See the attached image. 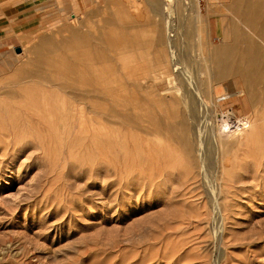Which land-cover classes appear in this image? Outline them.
<instances>
[{"label": "rangeland", "instance_id": "374dc122", "mask_svg": "<svg viewBox=\"0 0 264 264\" xmlns=\"http://www.w3.org/2000/svg\"><path fill=\"white\" fill-rule=\"evenodd\" d=\"M188 2L195 5L194 13L186 12L184 0L175 3V45L184 64L172 79L182 82L183 75L186 79L190 75L198 82L200 57L232 45L246 57L256 46L264 60V15L262 21L253 18L257 24L252 28L259 34L227 10L226 0ZM36 3L41 8L37 12ZM152 5L148 0H93L71 19L53 15L51 0H12L5 22L9 29L0 34V264H264V131L259 129L264 119L254 128L240 130L219 118V140L224 145L211 148L195 179L189 166L181 167L185 162L175 143L174 157L159 162L158 178L153 159L142 158L133 165L138 157L133 140L144 141L140 132L122 126L119 140L125 150L116 160L111 150L104 156L93 151L92 136L99 127L86 108L83 129L78 128V120L73 124L68 117L60 119L80 108L75 103L70 110L69 98L59 90L63 80L53 69L60 54L52 48L67 42L70 35L91 34L104 35L111 42L120 39L119 44L126 46L120 52L110 50L121 82L131 71L128 79L124 77L121 88L125 89L118 87L122 97L138 95L133 83L137 68L149 71L150 79L139 84L143 88L138 97L150 98L148 111L156 114L157 108L162 109L156 116L164 124L165 110L171 105L167 97L175 92L163 79L159 86L152 83L158 75L156 64L151 65L156 63V37H165ZM229 23L235 26V41L232 30L227 31ZM128 33L135 37L133 44ZM136 54L142 56L134 62ZM142 82H149L151 89ZM256 96L257 108L264 111V90ZM240 103L242 119L250 111ZM127 107L132 117L127 124H134L136 107ZM113 127L105 124V133Z\"/></svg>", "mask_w": 264, "mask_h": 264}, {"label": "bare ground", "instance_id": "6f19581e", "mask_svg": "<svg viewBox=\"0 0 264 264\" xmlns=\"http://www.w3.org/2000/svg\"><path fill=\"white\" fill-rule=\"evenodd\" d=\"M148 1H152L153 3L151 12L155 16V21L158 25L160 23L163 24L162 26H164L165 30V37H162L161 35L156 37L153 54L155 58L154 62L156 63L149 64H156L158 67L156 68L158 75L153 79L154 81H151L153 85L159 86L161 79H163L165 80L168 89L175 92L173 94L171 91L173 95L170 94V96L167 97V101L171 105L169 111L167 110L168 107H165L167 111L165 110L164 124H161V121L156 116L157 113H162V109L159 112L157 108V113L154 114V112L147 110L148 107L146 108L148 104H151L150 98H148V96L144 99L143 97H138V95H140L139 93H141L140 88H143L139 84L141 81L144 82L147 77L150 79V76L146 77V75L149 74V71L146 74L144 67L143 69L137 68V70H139H136L138 72L137 78L134 76L136 80H133L134 77L132 80L134 81V87L137 88L138 95L135 97L133 96V98H128V95L127 98L122 97L123 95H119L118 87L120 90L124 88H121L122 83L125 80L124 77H128L131 71L127 70L128 67H126L125 71H127L124 73L120 67V72H123L125 76L123 75L124 80L121 82L122 78L117 75L119 77L117 80V76L115 75L119 73V69L117 70L118 64L115 63L117 66H113L112 62H114L113 60H115V56L110 50L111 48H116L118 52H120L119 50L125 49L126 46L125 44H119L120 39H113L114 41L111 42L109 39L105 38L104 35L101 37H95L91 34L85 36L76 34H73L72 36L70 35L67 42H57L52 48L60 54L55 58L56 66L53 69L56 78L63 80V83L60 84L61 88H59V90H62L69 98L67 106L70 110L76 108L74 105L75 103L81 109V111L78 109L70 114L68 112L65 116L62 115L60 119L68 117L72 119L71 122H73V124L78 120V128L83 129L86 119L84 115L85 111L87 110L89 114H93V122L99 127L97 128L95 135L92 136V142L95 145L93 151L98 156H104L106 150H111V153L116 160H120V158H117V155H119V153L121 155V152L124 149V146H122V143L119 140L120 135L123 134L122 126L126 124L134 131L140 132L143 134L142 138L144 141L140 139L141 137H135L133 140V149L137 151L135 156H138L134 157L133 165L137 162L140 164L142 158L149 160L153 159V161H155L154 168L158 178L162 175L159 170V162L166 163L174 157L172 147L175 143L179 146V152L182 154V160L185 162L181 163V167L187 169V166H189V168L193 170V179H195L198 175L200 176L201 170L203 169V166H205L204 161L211 156V148L213 146L220 147L221 145V137L219 140V129L221 130L218 123L219 118H221V120H227L228 125L233 124L236 129L240 130L254 128L257 121L264 119V111L257 108L259 97L257 98L256 96L257 91L264 90V60L261 59L263 53L254 46V51L251 50L250 56L246 57L244 56V51L242 53H237L236 46L233 45L230 48L226 47L227 50L216 49L214 51H208L206 54L203 52L205 55L200 57L201 63L197 65V69H200L199 77L201 79H198L199 81L195 82L193 79L189 78L190 75L188 76L189 79H186L187 75H185V77L183 75L185 80L182 82H176L177 80L172 79L171 76L174 75L173 72L178 73L183 71H180L179 69L181 66L180 64H184L178 60V52L175 45V36H177L175 35L176 28H174L177 23L175 8L176 0ZM122 5L125 4L122 3ZM125 6L127 7L128 5ZM184 6L187 13H194L196 7L195 5H192L191 7L188 0H184ZM136 15L137 14H135V16ZM259 19L262 21V17L260 18L259 16ZM143 21L145 22V20ZM155 21L154 23H156ZM231 34L235 41L237 37L235 34L233 35V32ZM254 34L257 35L256 33ZM128 35L133 44L135 42V37L130 33H128ZM259 39L262 40V38ZM262 44L264 46V43ZM98 47H101L103 50L105 49V51H99L97 49ZM134 53L131 52L133 55ZM129 54L127 56H129ZM122 55L124 54L122 53ZM133 55L131 57H134ZM136 55L137 56L133 58V60L135 59L134 62L137 61L136 57H138V54ZM140 55L141 54H139V56ZM150 60L152 61V59ZM138 63L140 62L138 61ZM149 64L146 63L145 65L149 66ZM183 69L186 70L185 68ZM132 73L134 74L135 72ZM161 74H164L163 77H161ZM148 79H146V81ZM143 82L142 84L145 83ZM49 84L50 86H54L51 82ZM176 86H178L179 90L176 89ZM144 88H147L148 90L151 89L149 82L144 84ZM120 94H122V92ZM177 94L180 95L178 98ZM162 99L163 101L166 100L164 97ZM160 100L161 99H158L156 101ZM240 100L250 111V114L242 119L238 118V109L241 106ZM163 104L165 105L166 103ZM181 104L183 107H180ZM63 105L66 106L64 104V99L62 100V106ZM128 105H134L137 110V113L134 115V124H127L132 121V117L128 114L129 112L126 113L125 110ZM85 108L86 110L83 113ZM225 109L226 111H224ZM227 109L229 111H227ZM219 111L221 112L219 113ZM62 113L64 114L65 111L63 110ZM106 117H109L111 121H108ZM90 120H92V118H90ZM244 122L249 123L251 127L243 129L242 125ZM105 124L114 126L110 134L105 133ZM259 129L264 131V125L260 124ZM223 132L225 133V131ZM145 138L151 139L148 140ZM99 140H103V145L99 143ZM125 142L126 140H124V143ZM222 145H224V143H222ZM216 147H214V149H216ZM217 151L218 150H216L215 153H217ZM123 156L125 157V155Z\"/></svg>", "mask_w": 264, "mask_h": 264}, {"label": "crops", "instance_id": "0c3cea01", "mask_svg": "<svg viewBox=\"0 0 264 264\" xmlns=\"http://www.w3.org/2000/svg\"><path fill=\"white\" fill-rule=\"evenodd\" d=\"M53 2V15L55 16H67L70 15V18L73 19L76 15L81 14L85 11L89 3L93 0H51ZM227 4L225 5L227 10L234 11L243 24L250 27V31H255L252 28V25L257 24V21L253 20L254 17L258 18L259 16L263 18V4L264 0H226ZM38 3L35 4V11L37 12L41 8H38ZM16 7L20 9L22 7L20 4H17ZM12 0H0V34L8 31L9 26L7 23V18L11 14ZM242 12H239V11ZM231 24V25H230ZM227 26V31L234 32L235 26L230 23ZM220 25V23H219ZM243 39L245 37L243 36Z\"/></svg>", "mask_w": 264, "mask_h": 264}, {"label": "clouds", "instance_id": "9594fccd", "mask_svg": "<svg viewBox=\"0 0 264 264\" xmlns=\"http://www.w3.org/2000/svg\"><path fill=\"white\" fill-rule=\"evenodd\" d=\"M228 127L229 126L226 125L225 128H224V131H228ZM242 127H243V129H248L249 127H251V125L249 123H247V122H244L243 125H242ZM238 133L239 134H243V132L240 131V130H238Z\"/></svg>", "mask_w": 264, "mask_h": 264}, {"label": "water", "instance_id": "95a60500", "mask_svg": "<svg viewBox=\"0 0 264 264\" xmlns=\"http://www.w3.org/2000/svg\"><path fill=\"white\" fill-rule=\"evenodd\" d=\"M16 52L19 53V49H16Z\"/></svg>", "mask_w": 264, "mask_h": 264}]
</instances>
